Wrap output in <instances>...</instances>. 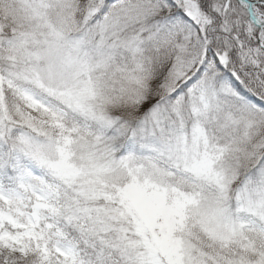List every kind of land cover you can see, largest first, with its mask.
<instances>
[{"label":"snow or ice","instance_id":"snow-or-ice-1","mask_svg":"<svg viewBox=\"0 0 264 264\" xmlns=\"http://www.w3.org/2000/svg\"><path fill=\"white\" fill-rule=\"evenodd\" d=\"M0 264H264V0H0Z\"/></svg>","mask_w":264,"mask_h":264}]
</instances>
